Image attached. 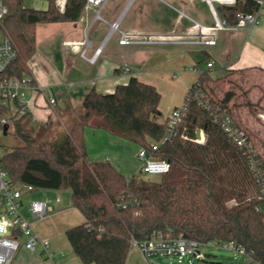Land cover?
Segmentation results:
<instances>
[{"label": "trees", "instance_id": "16d2710c", "mask_svg": "<svg viewBox=\"0 0 264 264\" xmlns=\"http://www.w3.org/2000/svg\"><path fill=\"white\" fill-rule=\"evenodd\" d=\"M0 1L9 10L3 21L5 33L19 51L7 75L23 78L36 53V25L77 22L87 0H67L64 11L56 0H47L46 9L26 8L24 0ZM258 8L257 0H238L235 6L221 8L220 14L236 25L238 14ZM238 73L243 71H227L222 77H214L210 70L201 73L186 95L187 113L176 138L157 151L152 147L163 139L168 126L159 110L161 94L155 86L132 77L114 93L92 89L83 100L81 115L72 117L56 137L49 126H37L29 112L15 117L9 134L16 144L7 143L9 150L0 156V166L14 183L30 184L36 190L71 191L73 207L85 222L67 230L66 236L83 264H126L132 240H147L155 231H171L203 246L233 242L264 264L260 211L264 196L245 152L221 122L230 116L237 128L251 133L258 145L261 142L259 134L234 115L242 105L236 90L241 84L231 76ZM200 94L216 107L202 106ZM249 95V90L244 93L243 106L262 110L261 100L254 103ZM3 115L6 110L0 109ZM87 127L146 148L155 158L170 162V172L161 175L160 182L127 180L109 162L88 161ZM197 131L206 135L205 143L194 141ZM260 158L264 168V153Z\"/></svg>", "mask_w": 264, "mask_h": 264}, {"label": "crops", "instance_id": "0c3cea01", "mask_svg": "<svg viewBox=\"0 0 264 264\" xmlns=\"http://www.w3.org/2000/svg\"><path fill=\"white\" fill-rule=\"evenodd\" d=\"M111 1H114L113 5L108 6L107 3L102 10L104 21H95L97 11L90 9L84 11L77 22L36 25V53L28 63L27 75L43 90V93L40 90L29 93L31 105L29 113L35 124L38 122L37 118H43L44 122L41 125L46 126L59 117L56 110L48 107L44 95L47 92H52L56 97V109L60 110L63 119L71 121L77 99L83 104L84 98L92 89L100 94L114 93L119 85H126L132 77H136L141 82L157 88L161 94L159 110L166 119L172 112L165 115L164 106L169 104L173 110L180 107L201 73L210 70L214 77H222L214 74L217 63L221 62L226 71L223 76L227 71L258 72L264 76V22L250 30L242 29L230 34L218 32L215 45L202 47L208 60L201 68L199 62L190 54V47L200 45L183 43L121 45L119 39L121 32L141 37L193 39L198 34L196 24L202 25L197 21L200 17V8L204 6L212 16L209 7L202 0ZM24 6L46 9L48 1L24 0ZM212 21L214 23L213 16ZM114 22L118 23L119 31L111 34V24ZM84 50L86 53L91 52V57L99 50L95 63L89 61L91 57L82 56ZM209 62H213L212 68H208ZM177 73L179 77L174 78L173 75ZM169 85H173L181 95L166 96L168 93L164 94V88ZM85 142L87 149L96 142L104 146L101 152L88 153V161L109 162L127 180L134 176L132 171L134 167L128 170L127 156L119 155L121 151L119 148L122 144L128 145L125 144L128 141L112 136L105 130L87 127ZM107 150H113L112 160L109 157L103 158ZM130 150L131 155L136 157L138 149L135 150L132 146ZM133 160L137 164V159ZM36 191L24 197L22 213L33 224L36 233L50 242V255L47 256L40 245L37 248L39 252H30L21 247L10 264H83L74 254L66 236L67 230L85 222L83 214L73 207L71 191L66 190L70 197L69 200L68 197L65 199L70 204L67 205L68 208L62 207L65 200L61 195L64 191L45 190L41 194ZM50 192L57 193L56 201ZM37 196L54 201V204H51L53 212L43 220H38L28 209L30 202L37 201L35 200ZM260 211L264 215V202L260 205ZM44 221V225H41L40 222ZM126 264L150 263L139 250L131 249Z\"/></svg>", "mask_w": 264, "mask_h": 264}, {"label": "built area", "instance_id": "2783aa9c", "mask_svg": "<svg viewBox=\"0 0 264 264\" xmlns=\"http://www.w3.org/2000/svg\"><path fill=\"white\" fill-rule=\"evenodd\" d=\"M110 0H87L84 11L95 9L97 11L96 20L104 21L102 10ZM209 7L214 19L211 27H205L196 24L198 34L190 40L176 39L170 37H153V36H133L121 32L119 43L121 45L133 44H172L183 43L189 45L211 46L216 44V34L218 32H234L242 29L250 30L262 23L264 16V0H257L258 11L254 13H240L237 15V24L231 25L226 18L220 14L223 7H232L237 5L238 0H202ZM67 0H56L57 7L64 11ZM8 7L0 1V26L4 33V39L0 41V109L6 110V115L0 116V139L14 131V118L24 116L29 112L30 92L42 91L38 88L33 80L24 76L23 78H15L7 75V71L14 63L19 55V51L13 40L6 35L3 27V21L8 15ZM119 31L118 23L111 24V34ZM99 54V50L89 59L91 63H95ZM82 56L86 58V50L82 52ZM213 67V62L208 63V68ZM174 78L179 77V73L173 75ZM48 107L54 110L57 105L56 97L52 92L44 94ZM200 104L207 109L216 107L215 102H208L205 96L200 94ZM187 113V107L183 103L180 107L175 108L169 115L167 120V131L163 139L154 144L153 151H157L160 145L172 142L177 136V127L182 118ZM259 120L264 123V112L259 114ZM224 130L233 138L236 145L241 148L248 158L249 166L253 172L257 182L261 188V197L264 196V168L261 161L263 152L257 144V140L253 138L251 133L246 130L239 129L235 126L234 120L230 116L222 119ZM5 127L7 132L5 133ZM201 139L195 137L194 141L200 144L205 143L206 135L201 131ZM187 139V137L182 136ZM141 161L140 171L145 174L164 175L170 172L171 163L166 160L155 158L146 148L140 147L138 154ZM36 189L26 183H14L6 171L0 166V264H10L16 252L24 247L30 252H35L40 245L43 252L50 255V242L42 240L36 233L33 224L30 223L22 213L24 207V197L35 192ZM29 212L40 220L46 219L49 213L53 212L51 204L47 201H32L28 206ZM24 238L25 242L20 243ZM132 245L149 261L150 264H156L159 258H167L174 260L176 263L185 264L188 260L194 264L197 259H203L205 252L201 250L203 245L197 241L184 237H176L171 231H155L149 239L144 241L132 240ZM221 248L238 253L243 256V264H262L257 261L243 247H238L233 242L212 241L207 246Z\"/></svg>", "mask_w": 264, "mask_h": 264}, {"label": "rangeland", "instance_id": "374dc122", "mask_svg": "<svg viewBox=\"0 0 264 264\" xmlns=\"http://www.w3.org/2000/svg\"><path fill=\"white\" fill-rule=\"evenodd\" d=\"M43 1V0H40ZM114 1H109L108 2V6L113 5ZM200 17L199 20H197L198 22H201L202 25L204 26H212L213 21H212V16L209 14V10L207 8H205L204 6H202V8H200ZM262 22H264V18L262 20ZM226 33H232V32H226ZM108 34V33H107ZM106 34V36H107ZM225 33H223L224 35ZM4 39V33L2 31H0V41ZM203 46H197V47H190L191 49V56L195 58L196 62H199L200 67L202 68L203 66L206 65L208 57L204 54V51L202 49ZM205 48V47H203ZM208 50H211V48H206ZM92 53L91 52H87L86 56L89 58L91 57ZM79 59L83 62L86 63V61L83 60V58L79 57ZM227 61V60H225ZM223 63V62H222ZM221 62L217 63L216 69L214 70V74L215 75H220L223 76L226 71L225 69L221 66ZM232 78L234 80H237L238 82H240L241 84V89H236L237 90V94L239 95V102L240 104L242 103L241 107L238 108L237 110L234 111V115H236V117L242 121L243 124H245V126L248 125V127L250 129H253V131L257 132L259 135L257 137H259L258 139H260V143H259V148L261 149V151L264 153V123L259 121V114L263 113V109H264V76L260 75L258 72H243V73H238L236 75H231ZM225 88H229L228 84L225 83ZM250 91V100L254 103H257L258 101L261 100V104L263 108L262 110L260 109H252L250 110V108H248L247 106H243L244 102H245V97H244V93L247 91ZM168 93L166 96H173L175 94V96H179L181 95L178 90H176L175 87H173V85H169L166 86L164 88V94ZM221 95V94H220ZM184 99V98H183ZM31 107V105H30ZM75 110L72 112L73 114V118L75 117H79V115H81V113L83 112V106L82 103L79 101V99H77L75 101ZM56 110L57 114L59 115L58 119L55 122H52L46 126H49L50 130H51V134L52 137H56L58 132H64V130L66 129L65 124H70V121H66L63 119L62 117V113L60 112V110L58 109H54V111ZM173 110V108L171 109L169 107V104H167L166 106H164V114L168 115L169 113H171ZM44 115V114H43ZM61 115V117H60ZM37 126H43L41 125V123L44 122L43 118H37ZM68 124V125H69ZM7 143H14L16 144V140L14 139V137L9 134L8 136H5L4 138L0 139V156L5 153L7 150H9V148L7 147ZM128 145H124L122 144L121 147L119 148L121 151L119 153V155L126 157L127 156V160L128 162V170H131L132 167H134L132 169V171H134V176L133 177H137L138 179L141 180H145L148 182H160L162 179L161 175H155V174H145L142 173L140 171L141 168V161L139 160L137 154L138 151L140 149L136 146L137 144L129 142L125 143ZM92 146H88L89 148L88 153L90 154H94V152H101L102 149H104L102 146V144L100 145L98 142L91 144ZM128 146V147H126ZM133 148L136 150V148L138 149L137 153H136V157L131 155V150ZM133 154V153H132ZM112 155H113V150H107L106 152H104L103 154V158H110L112 160ZM133 158H136L137 160V164L134 162ZM38 191V192H37ZM37 193H44L45 190H37ZM51 196L53 197V199H55L54 201H56L57 199V193L54 192H50ZM63 197V199L65 200L66 197H68L69 200V192L64 191L63 195H61ZM39 197V198H37ZM35 198V200L37 201H49L50 204H54L52 200H47L46 198H41L40 196H37ZM67 200V199H66ZM65 200L64 204L62 207L68 208L67 205L70 206V204L67 203V201ZM54 206V205H53ZM57 211V209H56ZM51 214V213H49ZM38 220H40L39 218H37ZM42 223L41 225H44V222H40ZM41 238V237H40ZM42 239V238H41ZM44 240V239H42ZM25 242V239L22 238L20 240V243L23 244ZM38 248V247H37ZM132 250H138L136 247H132ZM201 250H203L208 256L204 257L203 259H197L194 261V264H212V263H220V264H243V256L229 251V250H225V249H221V248H216V247H212V246H203L201 248ZM40 250H36V252H39ZM41 255H43L45 257V255L43 253H40ZM16 258V255L14 257V259ZM171 262L176 263L174 260H169L167 258H159L158 260H156V264H170ZM191 262L186 260L185 264H190Z\"/></svg>", "mask_w": 264, "mask_h": 264}, {"label": "water", "instance_id": "95a60500", "mask_svg": "<svg viewBox=\"0 0 264 264\" xmlns=\"http://www.w3.org/2000/svg\"><path fill=\"white\" fill-rule=\"evenodd\" d=\"M7 127H5V133L7 132ZM201 137H202V133H201V131H197V133H196V138L197 139H201Z\"/></svg>", "mask_w": 264, "mask_h": 264}]
</instances>
